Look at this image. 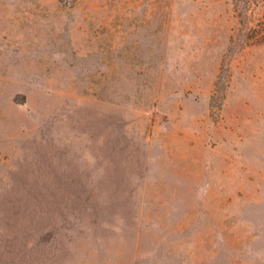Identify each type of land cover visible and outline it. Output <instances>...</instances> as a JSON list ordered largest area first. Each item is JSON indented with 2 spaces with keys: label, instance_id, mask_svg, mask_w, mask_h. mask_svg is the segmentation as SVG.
Returning <instances> with one entry per match:
<instances>
[{
  "label": "rangeland",
  "instance_id": "obj_1",
  "mask_svg": "<svg viewBox=\"0 0 264 264\" xmlns=\"http://www.w3.org/2000/svg\"><path fill=\"white\" fill-rule=\"evenodd\" d=\"M0 264H264V0H0Z\"/></svg>",
  "mask_w": 264,
  "mask_h": 264
}]
</instances>
